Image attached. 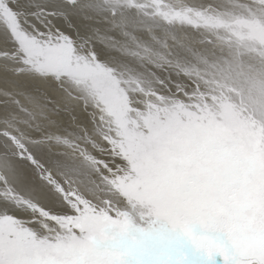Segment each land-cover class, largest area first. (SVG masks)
Listing matches in <instances>:
<instances>
[{"label":"snow or ice","instance_id":"6c2138e0","mask_svg":"<svg viewBox=\"0 0 264 264\" xmlns=\"http://www.w3.org/2000/svg\"><path fill=\"white\" fill-rule=\"evenodd\" d=\"M66 16L33 0H0V34L14 45L0 49V59L15 56L16 73L52 79L65 90L67 73L40 66L60 49L81 59L74 37L54 23ZM95 56L94 49L87 54ZM133 92L124 90L118 108L95 92L91 101L80 97L92 123V133L83 130L92 147L81 154L85 191L6 134L17 148L16 164L31 169L35 195L16 188L9 174L28 183L25 175L7 156L0 159V264H264V150L252 163L230 156L216 134L225 114L195 101L194 90L152 88L135 100ZM65 94L76 98L70 89ZM53 111L71 113L72 106ZM53 138L63 139L49 133L28 143Z\"/></svg>","mask_w":264,"mask_h":264},{"label":"rangeland","instance_id":"374dc122","mask_svg":"<svg viewBox=\"0 0 264 264\" xmlns=\"http://www.w3.org/2000/svg\"><path fill=\"white\" fill-rule=\"evenodd\" d=\"M33 2L41 3V4H47L50 7H56L58 9H63V12L67 13V16L65 19H57L54 21V23L60 29H62L64 32H66L69 35L74 37L75 43L77 45L76 52L79 55L81 54L80 55L81 59L79 61H75L74 58L72 57L71 52H70L71 50L69 51V49H65V50L60 49L59 52H58V50H55V52L53 54H51L48 57V59L45 61L46 64L44 63L43 65L47 69H49L50 71L53 70V71H57V72L60 71L61 73H67V78L68 77H74V78L78 77L77 79L80 83L77 82L78 87L76 85H74V89L75 90L77 89L78 93L80 92L82 94H87V96L89 97V100H90L91 95H92L91 91L93 88L88 87V85L92 86V87L94 86L96 88L95 92L99 93L98 94L99 98L106 100L111 107L114 106V108H118V106H120V105H117V103L120 100L121 101L118 104H120L121 102H122L121 104L126 102L125 96H124V90L130 89V88H128V86H125L126 84L124 82L118 80V79H121V78H119V76L134 78L137 82L140 81L142 83V85H144L148 90L155 88L159 91H171L174 93L176 91V87L178 84L184 88L189 89V90H194V91L196 90L195 91L196 95L194 97L195 101L203 103L206 100L207 103H209L208 105L213 106L214 108L215 107L220 108V106H221L220 110L221 111L223 110V113L226 116L225 119L227 120V122H229L230 125L226 122L224 125H220L216 128V134L220 138L221 142L227 144L228 154L230 156H235L238 160H244V161H248L250 163L258 161L260 159V156L262 155L261 150H264V137H262V136H264V119L261 118L262 112H260V111H262V109H263L264 102L263 103H260L259 101H255L254 103L247 102L240 97V95H241L240 91H238L234 87L231 89H227L228 92H225L224 87H225L226 83H225V81H223L225 76L223 74L224 72H222L224 70L221 67L220 68L222 71L220 69H219V71H221L222 73H220V72L217 73V72L213 71L214 74H211L210 72L206 73L205 71H203V70L208 69V68L204 67L205 66L204 64H201V65L196 64L195 65L194 62H191L192 64H189V63L187 64L185 62L177 61V57L174 55L176 53H182V51H180L181 47L179 48L177 43H175L171 39L170 34L168 32L167 33H162V32L158 33L159 29H157L156 27L152 31L149 30V27H152L149 25L151 22V20H150L151 17L153 19L158 17V19L163 20L161 18L163 16H165V15H162L160 13L159 14L156 13L155 8L156 9L158 8V10L160 11L161 7L158 6L157 4H154L153 0H140V1L136 0L137 3L142 2L144 4L143 8H145V11L142 12V14L140 15L141 16V22H138L137 17L131 14V13H134V14L138 15L137 11L135 9L127 10L121 6V3L124 4V3L130 2L128 0H112V3L108 2V0L107 1L106 0H75V6H73V7H69L68 5L62 3V0H52V1L51 0H33ZM129 5L131 6V3ZM162 8L164 9V7H162ZM146 11L151 13V14H148ZM170 13L176 15V13H174L173 11H171ZM191 15L192 14H190V17H189L187 14H185L186 17L177 18L175 20H178V21H173V22L176 23L175 24L176 26L178 24L189 26L192 29H195V31H200L202 35H204V33H206L205 35H207L208 31H209V29H211V27L209 26V24L207 22L205 24L204 17L203 16L197 17L195 15H193V16H191ZM163 21H165V19ZM33 23L35 24L36 28L43 30L41 24L36 23L35 21H33ZM201 23H203L204 25H202ZM167 24H169V23L167 22ZM158 26H160V25H158ZM227 32L228 31L224 32V35L228 34ZM134 33H135V35L136 34L137 35L135 36ZM132 36H134V37H132ZM228 36H229V34H228ZM148 37H150V38H148ZM132 38L133 39L137 38V39H135L136 42H134L135 40H133ZM138 40H139V42H138ZM81 41H83V43H85V44L81 43ZM138 43H140V44H138ZM29 46H31V48L33 50L35 49L34 52H36V50L38 51V49H36L30 41L28 42V47ZM211 47L213 49H219L220 47H222V44L220 42H217V40H215V42L213 43V45ZM13 48H14V45L9 42V38L6 36V34H0V49H7V50L11 51ZM226 48L228 49V47H226ZM92 49L95 50L96 56L89 59V58H87V54L90 53ZM172 52H173V54H172ZM204 52L209 54L210 49H205ZM65 54H67L66 55L67 58H65L66 57ZM230 54H231V57H229L230 59L237 60V58L234 56L236 54L233 50L231 51ZM170 55H171V57H170ZM55 56H57V57H55ZM60 58L63 60H61ZM148 58H150V59H148ZM70 59L74 60V62L72 64L69 63ZM179 59H181V58L179 57ZM251 60H254V59L252 58ZM52 62H55V64L53 63L55 66L54 65L52 66ZM168 62H170V63H168ZM151 65H152V67H151ZM16 66H17L16 61H13V59L9 56L7 58L0 59V78H2V80H6V82H10V84H14L15 82H17L19 84L18 87L16 85H14V88H10V86H8L9 89L7 87L2 88V86H4V84H2V86H0V91L3 93V94H0V98H1L0 99V114H1L0 120L3 119V121H0V131H1L0 136L2 138H4L6 136V134H8L7 136H9V137H11L13 135L16 136L20 141H23L24 143H26L28 145V148L33 153H35L38 157L42 156V154L39 155L36 153V151H39L41 153H45V151L48 152L50 150L52 151L51 153H53L54 155L61 156L60 150L62 151V149L60 146H58L59 144L57 143V141L50 139L49 142L46 143L45 141H43L42 144H40L38 146L27 142L28 138H30V137H42V136L48 135L51 132L53 133L55 131L53 128H48V127H50V125L46 124V121L44 119V117L46 118V116L50 117L51 113H52V116H51L52 118L51 117L50 118L53 119V117H54L53 109L54 108L47 107V105L44 104L45 100L43 101L41 98L34 97L28 88H26V94L24 95V88L25 87L22 85L19 78L13 79L14 74H12V75L9 74L10 72L13 73V71H14L13 69ZM72 66H74V67H72ZM95 66L96 67L101 66L103 68L108 69L106 71H108V73L111 76L104 75L103 73H100L101 71L96 70L97 68L95 69ZM196 66L198 68H195ZM201 66H202V68L199 69ZM55 67H56V69H55ZM72 69L73 70L76 69V70L73 71ZM174 69L176 70V72L174 71ZM4 71L6 74L4 73ZM74 72L76 73V75ZM77 72H78V74H77ZM96 72L98 73L99 76L96 74ZM168 72H170V73L168 74ZM171 73H173V74H171ZM79 74H81L82 77ZM176 74L178 75L177 77H176ZM209 74H211V75H209ZM214 75H216V76H214ZM217 75L221 78L217 77ZM79 77H80V79H79ZM114 77H118V78L115 79ZM156 79H158V80H156ZM135 80H133V82ZM218 80H220V81H218ZM159 81H163V84L161 85V83ZM254 82H257L258 84L259 83L264 84V80H260L259 82L254 80ZM80 85H82V86H80ZM83 85H86L87 87H85ZM197 85H199V86H197ZM212 85H213V87H212ZM217 86H218V88H217ZM89 88L91 91L89 90ZM257 88H258V90L260 89V87L258 85H257ZM1 89H3V90H1ZM17 89L20 90V92H18ZM203 89H205V90H203ZM219 89L220 90L222 89V90L220 91ZM197 90H198V92H197ZM206 90H207V92H206ZM137 92H139V90H137ZM137 92H135V91L133 92V100H135L137 98L135 95V93H137ZM216 93H218L217 96L218 95H220V96L217 97ZM12 94H14V96H18V98H22V100L30 99L33 102V105L30 104V108H27L26 104H23L24 102L22 103V100H20V104L17 103L18 107L14 104H13V106L9 105V103L11 101H16V98H14V96H12ZM204 94L207 96L209 95L210 97H207ZM227 94L229 97H227ZM225 96L227 97V99ZM114 97H115V99H114ZM6 98H7V100H6ZM31 98L34 100H32ZM112 99H114V100L111 101ZM117 99L119 101H116ZM140 99L142 101L143 97L141 96ZM220 99L223 102H219ZM229 99H231L230 102H229ZM234 103H236V105ZM238 104H240V106H238ZM116 105H117V107H116ZM39 106H40V108H39ZM19 108L20 109L24 108V109L20 110ZM34 108H36V110H34ZM49 108H50V110L48 111ZM40 112H42V113H40ZM237 114L239 116H237ZM29 115H30V117H29ZM43 115H45V116H43ZM242 115H244V116H242ZM250 116H251V118H250ZM239 117H241L242 119ZM22 118L25 119L27 123L22 122ZM33 118L35 120H37L42 127H46L48 129L44 128L45 129V131H44L42 128V131H41V128L38 126L37 130L35 128L32 130H29L28 126L31 123H29L28 120H30V121L32 120L33 122H35V120ZM238 119H239V121H238ZM245 119H247V120H245ZM11 120L17 122L18 126L13 127L12 123H10ZM240 120H241V122L242 121L243 122L241 123ZM234 121H237V122H234ZM7 122H9V123H7ZM20 122H22V123L20 124ZM239 124H240V126H239ZM250 126H252V128ZM256 126H258V127H256ZM249 127L251 129H248ZM36 128H37V126H36ZM242 128L248 129V130H246V133H245L244 129L242 130ZM15 130H16V132H15ZM64 130H66V129H64ZM237 130H239V131H237ZM257 130H258V132H257ZM49 131H51V132H49ZM41 132H42V134H41ZM232 132H234V133H232ZM254 133H256V135ZM249 134L250 135L254 134L255 136H253L251 138L252 135L250 136ZM261 134H262V136H261ZM257 135H259V136H257ZM257 137H259V138H257ZM241 139H242V141H241ZM9 141H10V139L8 140L6 138L5 139L0 138V144H1L0 145V151H1L0 156L2 154V157L7 156L9 159L15 160L14 153L17 151V148L15 147V144H12V142H9ZM53 141H54V143H53ZM3 142H5V143H3ZM51 142H52V144H51ZM260 143H262V144H260ZM4 144H6V145H4ZM84 144L86 145V146L84 145L85 149L86 148L90 149V147H89L90 145L87 142H84ZM255 146H257V148H255ZM51 147H53V148H51ZM258 151H260V152H258ZM53 154L50 155L51 159H53V157H52ZM76 155H81V154H76ZM2 157H0V158H2ZM53 160L56 161L55 159H53ZM86 166L87 165L85 163L83 165V167H86ZM9 176H11V174H9ZM10 178H11L10 179L11 182L14 184L15 179L12 176ZM15 185H16L17 189L21 190V186H22L21 184L15 182Z\"/></svg>","mask_w":264,"mask_h":264},{"label":"bare ground","instance_id":"6f19581e","mask_svg":"<svg viewBox=\"0 0 264 264\" xmlns=\"http://www.w3.org/2000/svg\"><path fill=\"white\" fill-rule=\"evenodd\" d=\"M128 1H130V2H127V3H124V4L121 3V6L124 9H127V10L135 9L137 11V14L138 15H136L134 13H131V14L137 17V21L138 22H141V16L140 15L142 14V12L145 11V8H143L144 4L142 2L137 3L136 0H128ZM138 1H140V0H138ZM108 2L112 3V0H108ZM130 3H131V6L129 5ZM153 3L154 4H157L158 6L161 7V10L160 11L158 10V8L157 9L155 8V11L158 14L160 13L162 15H165V16H163L161 18L163 20L165 19V21L158 19V17L155 18V19H153L151 17V19H150L151 22H150L149 25L152 26V27H149V30L152 31L156 27L157 29H159L158 30V33H161V32L162 33H167L168 32L170 34L171 39L175 43H177V45H178L179 48L181 47V50L180 51H182V53H176L174 55V56L177 57V61H179V62H185L187 64L188 63L189 64H192L191 62H194L195 65L196 64L197 65L204 64L205 65L204 67L205 68H208V69H206L207 71L206 70H203L206 73H209L210 72L211 74H214L213 71H215L217 73L224 72L223 74H224L225 77H224V80L223 81H225V83H226L225 84V87H224L225 88L224 89L225 92H228L227 89H231V88L234 87L235 89H237L238 91H240V94H241L240 97L243 100H245L247 102H252V103H254L255 101H259L260 103H263L264 102V84H262V83H259L258 84L257 82H254V80L255 81H258V82L260 80H264V0H153ZM162 7H164V9ZM171 11H173L174 13H176V15L175 14H171L170 13ZM147 13L148 14H151L149 12H147ZM185 14H187L189 17H190V14H192L191 16L195 15L197 17L198 16H203L204 19H205V24L207 22L209 24V26L211 27V29H209V31H208V34L205 35L206 33H204V35H202L200 31H195V29H192L189 26H185V25H181V24H178L176 26L175 25L176 23L173 22V21H178V20H175L177 18L186 17ZM167 22L169 24H167ZM203 23H201V24L204 25ZM158 25H160V26H158ZM226 31H228L227 33L229 34V36H228V34L224 35V32H226ZM134 35H135V33H134ZM132 37H134V36H132ZM148 38H150V37H148ZM135 39H137V38H135ZM135 39H133V40H135ZM215 40H217V42H220L222 44V47H220L219 49H213L211 46L213 45V43L215 42ZM134 42H136V40ZM138 42H139V40H138ZM83 44H85V43H83ZM138 44H140V43H138ZM29 47L31 48V46H29ZM226 47H228V49ZM205 49H210L209 54L206 53V52H204ZM232 50L237 55V56L234 55L237 58V60H233V59H230L229 58V57H231V54L230 53H231ZM33 51H35V49ZM59 51L60 50H58V52ZM69 51H70V49H69ZM172 54H173V52H172ZM66 55L67 54H65V56ZM57 56H55V57H57ZM9 57H11L13 59V61H16L15 60L16 59L15 56H9ZM170 57H171V55H170ZM179 57L181 59H179ZM65 58H67V56ZM252 58L254 60H251ZM148 59H150V58H148ZM61 60H63V59H61ZM53 63L55 64V62H52V66L54 65ZM168 63H170V62H168ZM40 67H41V70L50 71L47 68L46 69L42 68V67H45L44 65H41ZM72 67H74V66H72ZM100 67H96L95 66V69L97 68L96 70L101 71L100 73H103L104 75L111 76L108 73V71H106L108 69L103 68V67L100 68ZM151 67H152V65H151ZM220 67L224 71H222ZM195 68H198V67L196 66ZM201 68H202V66L199 69H201ZM55 69H56V67H55ZM219 69L222 72L219 71ZM75 70L76 69H74L73 71H75ZM174 71L176 72L175 69H174ZM4 73H5V71H4ZM169 73L170 72H168V74ZM173 73H171V74H173ZM9 74H11V75L14 74L13 79L14 78H19L20 82L25 87L24 88V95L26 94V88H28L31 91V93H32V95L34 97L41 98L43 101L45 100V97H50L54 103H52V104H46V102H44V104L47 105V107L55 108L56 105H59L61 108H63L66 103H68V104H70L72 106V112L71 113H66V112H63V111H61L60 113H56L55 111H53V115H54L53 119H51L52 118L51 117L52 116V113H51V115L49 114L51 118L48 117V116H46V118L44 117V119L46 121V124H49L50 125V127H48V128H53L55 130L53 133L51 131H49V132L52 133L53 137H55L56 135H59L60 137L63 138L60 141H57L54 138L52 139L54 141H57V143L59 144L58 146L61 147L62 151L59 149L60 152H61V156L54 155L53 153H51L52 152L51 150L48 151V152L45 151V153H41L39 151H36V153L39 154V155L42 154V156H39V158L41 160H43V161L45 160L44 162L48 165L49 168L52 169L53 173H55V174L58 175V178H61V177L66 178L68 181H71V183L73 185H78L81 191H85L86 188H87V181H88V176L86 175V173L88 172V166L83 167V165L85 164V161H83L81 159V155H76V154H82V150L85 149L84 142H86V139H85V133H84L83 130L84 129H87L88 132L90 131L89 133H92V123H91V121L89 120V117H88V110L87 109H84L83 106L80 103V97H81L82 93H80V92L78 93L77 92V89L76 90L74 89V85H76L78 87L77 82L80 83L78 81V79H77L78 77L77 76H76L77 78L68 77L65 80V90H61L60 87H57L56 82L54 80H52V79H47V80L41 79L40 77H38V76H36V75L28 72V71H25L22 74H18V73H16V72L13 71V73L10 72ZM77 74H78V72H77ZM96 74L98 75L97 72H96ZM211 74H209V75H211ZM75 75H76V73H75ZM79 75H81V74H79ZM177 76L178 75L176 74V77ZM214 76H216V75H214ZM81 77H82V75H81ZM217 77H219V76L217 75ZM114 78L116 79L118 77H114ZM119 78H121V79H118V80L124 82L126 84L125 86H128V88L134 90L135 92H137V90H139V92H140V90H148L144 85H142V83L140 81L137 82L134 78H131V77L130 78L129 77H122V76H119ZM219 78H221V77H219ZM79 79H80V77H79ZM133 80H135V81L133 82ZM156 80H158V79H156ZM218 81H220V80H218ZM2 84H4V86H2ZM14 85H16L17 87L19 86V84L17 82H15L14 84H10V82H6V80H2V78H0V86H2V88H6V87L8 88V86H10V88H14ZM257 85L260 87L259 90L257 88ZM80 86H82V85H80ZM83 86L87 87L86 85H83ZM197 86H199V85H197ZM88 87L93 88L92 91L89 88V90L92 93L95 92L96 88L94 86L92 87V86H89L88 85ZM212 87H213V85H212ZM217 88H218V86H217ZM69 89L72 90L76 94V98L75 99L69 100L68 99V96H66L65 92L67 90H69ZM1 90H3V89H1ZM203 90H205V89H203ZM18 92H20V90H18ZM197 92H198V90H197ZM206 92H207V90H206ZM95 93H97V92H95ZM0 94H3V93L1 92ZM97 94H99V93H97ZM217 94L218 93H216V96H217ZM12 96H14V94H12ZM205 96H207V95H205ZM218 96H220V95H218ZM207 97H210V96L208 95ZM227 97H229L228 94H227ZM227 97H226V99H227ZM14 98H16V101H11L10 100L11 102L9 103V105H12L13 106V104H14V105L17 106V103L20 104V100H22V98H18V96H14ZM114 99H115V97H114ZM114 99H112L111 101H113ZM6 100H7V98H6ZM32 100H34V99H32ZM230 100L231 99H229V102H230ZM90 101H91V99H90ZM116 101H119V100L117 99ZM219 102H223V101L220 99ZM22 103L23 104H26L27 108H30V104L33 105V102L30 99L22 100ZM118 103H117V105H121L122 102L120 104H118ZM234 104L236 105V103H234ZM117 105H116V107H117ZM238 106H240V104H238ZM39 108H40V106H39ZM50 108L48 109V111L50 110ZM113 108H114V106H113ZM220 108H221V106H220ZM21 109H24V108H21ZM34 110H36V108H34ZM222 112H223V110H222ZM260 112H262L261 113L262 114L261 118L264 119V104H263V109ZM40 113H42V112H40ZM30 115H29V117H30ZM72 115L75 116V119L70 118V116H72ZM43 116H45V115H43ZM237 116H239V115L237 114ZM242 116H244V115H242ZM0 117H1V114H0ZM239 118H241V117H239ZM250 118H251V116H250ZM247 119H245V120H247ZM0 121H3V119L0 120ZM28 121H29V123H31L28 126L29 127L28 129L29 130H32L34 128L37 130L38 129V126L41 128V131H42V128H43L44 131H45V129H48L46 127H42L37 120H35V122H33L32 120H31L32 122L30 120H28ZM53 121L55 123H53ZM238 121H239V119H238ZM22 122H26V120L22 118ZM22 122H20V124ZM234 122H237V121H234ZM240 122H241V120H240ZM7 123H9V122H7ZM10 123H12V126L13 127H17L18 126L17 122H15L13 120H11ZM227 123L229 124V122H227ZM36 126H37V128H36ZM239 126H240V124H239ZM250 127L252 128V126H250ZM250 127L248 129H251ZM256 127H258V126H256ZM64 129H66V130H64ZM243 129L244 128H242V130ZM248 129H244L245 130V133H246V130H248ZM237 131H239V130H237ZM15 132H16V130H15ZM257 132H258V130H257ZM232 133H234V132H232ZM41 134H42V132H41ZM254 134L256 135V133H254ZM254 134L253 135L251 134L252 136L250 134L249 135L252 138L253 136H255ZM257 136H259V135H257ZM261 136H262V134H261ZM262 137H264V136H262ZM0 138L1 139H5V137L2 138L1 136H0ZM257 138H259V137H257ZM95 139L97 141H99V137H95ZM54 141H53V143H54ZM241 141H242V139H241ZM9 142H12V144H14V142L11 141V140ZM45 142L47 143V142H49V140H46ZM3 143H5V142H3ZM100 143H102V141H100ZM262 143H260V144H262ZM6 144H4V145H6ZM51 144H52V142H51ZM53 147H51V148H53ZM89 147H90V149H87V148L86 149H87V151L91 152L92 151V147L91 146H89ZM255 148H257V146H255ZM258 152H260V151H258ZM0 153H1V151H0ZM51 154H53L52 157L56 161H54L53 159L50 158V155ZM0 157H2V154H1ZM3 158L4 157H2L0 159H3ZM102 158H106V157H102ZM10 160H12V159H10ZM12 161H13L14 164H16L15 160H12ZM16 167H17V171L19 173L25 175L26 180L28 181V183H19L22 186H21V190H19V189L18 190L20 192L24 193V195H26V196L27 195H35V190H34L35 189V186L34 185H31V180H32V175L33 174L31 172V169L29 168V166L27 164H16ZM10 177L11 176H9V178ZM15 182H16V180H15ZM15 182H14V184H15Z\"/></svg>","mask_w":264,"mask_h":264},{"label":"water","instance_id":"95a60500","mask_svg":"<svg viewBox=\"0 0 264 264\" xmlns=\"http://www.w3.org/2000/svg\"><path fill=\"white\" fill-rule=\"evenodd\" d=\"M42 68L46 69V67H42ZM48 70H49V69H48Z\"/></svg>","mask_w":264,"mask_h":264}]
</instances>
